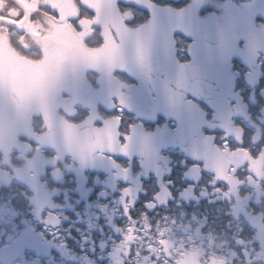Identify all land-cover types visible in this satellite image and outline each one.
<instances>
[{
    "label": "flooded vegetation",
    "instance_id": "af4514ba",
    "mask_svg": "<svg viewBox=\"0 0 264 264\" xmlns=\"http://www.w3.org/2000/svg\"><path fill=\"white\" fill-rule=\"evenodd\" d=\"M165 10L172 18L154 25L152 17ZM4 40L26 61V75L11 95L17 99L4 108H16V122L27 121L24 129L33 119H40L39 125L50 117L56 126L46 131L55 138L63 129L60 120L74 119L77 104L91 103L79 112L88 120L82 133L69 132L60 140L72 157L64 159L70 174L59 176L71 182L72 207L52 214L47 226L36 225L41 232L37 238L29 234L30 244L48 243L44 239L66 231L73 240L69 264H264V222L261 238H189L183 215L187 202L178 196L188 185L174 184L178 172L183 180L195 178L189 175L191 168L205 170L198 163L189 165L186 157L187 151L194 152L189 135L202 132L199 127L191 133L189 127L201 117L193 86L210 93L209 108L227 118L236 90L251 96L255 88L250 84L264 89V0H0V42ZM215 96L225 100L222 110ZM105 115L150 116L154 122L164 118L169 142L128 143L129 127L123 124L112 128L116 136L102 126L95 133L92 119ZM198 144L195 149L201 148ZM85 147L95 148L96 156L77 158V148L83 154ZM151 147L165 152L168 163L153 164L144 175L139 153ZM128 165H137L132 176L124 175ZM140 178L143 190L135 195L140 200V194H149L150 199L141 214L123 194L119 197L128 186L124 181L137 184ZM109 180L115 185L106 184ZM164 183L170 196L157 204L155 193ZM29 203L22 209L35 214ZM54 212L45 208L36 214ZM46 245L59 251L55 242ZM40 248L37 260L44 257Z\"/></svg>",
    "mask_w": 264,
    "mask_h": 264
},
{
    "label": "rangeland",
    "instance_id": "374dc122",
    "mask_svg": "<svg viewBox=\"0 0 264 264\" xmlns=\"http://www.w3.org/2000/svg\"><path fill=\"white\" fill-rule=\"evenodd\" d=\"M171 18L172 15L169 11H157L151 21H154V25H158L159 21ZM12 47L14 45L9 40L0 42V189L8 187L6 191L0 192V264H49L51 262L49 257L54 252L53 247L45 246L41 251V255L44 257L37 260V246L30 244L28 236L34 232L35 237H39L41 231L35 227L36 225L47 226V222L52 219V214L59 215V209L64 208L65 210L72 207L71 197L68 194L71 182L67 178L59 177L60 174H70V167L65 166L69 162L64 159L71 161L72 157L67 154L64 142L60 140L69 132L82 133L81 127L87 126L88 120H85V117L81 116L79 112L82 108L91 106V103L77 104V108H79L74 119L60 120L63 121L59 123L63 125V129L60 135L55 138L49 136L46 131L47 128L56 126V120L53 121L50 117H47L46 121L45 118L42 119L45 122H41L39 125L37 122L40 119H33L34 122L29 121V128L24 129L23 124H27V121L19 120V123L22 122L20 125L16 122L15 107L12 108V112L4 111L8 101L14 103L12 100L17 99L15 96H11L14 86L21 77L26 75L24 72L26 61ZM220 53L221 56L224 55L221 50ZM228 74L230 75V72ZM250 85L255 88V91H251V96L250 94L243 95L238 90L234 92L235 95L232 94L235 101L228 107L229 118L221 116L219 110L213 109L212 111L208 106L211 105V94L202 88L193 86L196 90L192 91L195 97L193 102L201 117L192 121L189 127L193 128L191 133L200 131L199 127L202 129L199 136L201 142L198 144L202 153L200 156H196L193 154L195 152L189 150L187 154L192 153L191 157L200 161L203 169L219 174V176L216 177V181L208 186H200L197 189L195 188L196 183L189 182L188 188L178 193V196L186 200L188 206L187 213L184 212L183 215L187 218L188 226L186 229L189 238L246 239L243 237L244 230H239L237 227L241 218L253 225L256 223L255 218L258 215L251 216V212L247 211L246 207L251 201L259 202L261 195L264 194L258 181L264 178V116L260 115V104L261 101L264 102V89L259 83ZM257 88L261 92L256 93ZM229 89L232 90L230 87ZM218 100L219 98L215 96V104L220 105V110H222V106L227 104L225 100L224 102ZM98 107L101 106L98 105ZM23 117L21 116L20 119ZM96 117L99 118V121L97 119L91 121L95 133L102 128L112 131V128L123 124L129 127L125 134L128 137V143H136L139 140V142H152L162 145L169 142L165 125L166 119L164 118L154 122L155 120L153 121L150 116L136 120L128 116V118L123 119L106 115L103 118ZM134 120L135 122H133ZM101 122L103 125H100ZM36 125L38 127L32 129ZM113 134L116 136L115 132ZM100 147L103 146L99 145L96 148ZM100 153L102 154V152ZM96 154L95 148L87 149L85 147L83 154L77 148L76 157L92 158ZM166 157L165 152L160 148L151 147L147 151H140V170L141 172L144 170L142 174L147 175V171L153 168V164L168 163ZM206 161L209 165L206 164ZM39 165H43L42 168H38ZM242 165L248 173L244 178L238 179L234 175L238 173L237 169ZM134 168H137V165H128L124 168V175L132 176ZM190 170L189 175L195 176L194 179H196L201 168H191ZM27 175L29 180L26 178ZM46 178H49L52 185L55 184L56 186L50 185ZM128 180L132 181L133 179L128 178ZM130 181H124L128 183V186L121 190L119 197L123 194L122 197H125V201L133 206L138 201V195L135 194H139L143 188L140 187L141 178L137 184ZM96 183L99 185V182ZM106 184L115 185L111 180L107 181ZM165 185L167 184L164 183L160 188L158 187L155 193L157 204L166 203L170 196L163 188ZM77 190L78 187L75 191L77 192ZM100 194L108 196L103 189H101ZM27 200L30 202V207L34 208L35 214H26L22 209L26 207ZM202 200L207 201L208 204H218L221 201L228 204L229 212L226 214L230 216L220 219L219 215L223 213L221 212L222 208L216 216L202 215L199 208ZM217 206L220 208L219 204ZM45 208L57 209V212L45 214L44 217L42 214L38 218L37 215L39 214L36 212H43ZM240 214L242 216L237 219ZM66 218L63 213L62 219ZM212 218L213 220H211ZM32 228L34 231H31ZM43 236L47 237V235ZM54 236L51 235L50 239ZM50 239L44 240L50 241ZM48 249H51L50 255H47ZM59 252L64 253L58 254L62 258V263L58 264H69L68 251L60 247Z\"/></svg>",
    "mask_w": 264,
    "mask_h": 264
},
{
    "label": "trees",
    "instance_id": "16d2710c",
    "mask_svg": "<svg viewBox=\"0 0 264 264\" xmlns=\"http://www.w3.org/2000/svg\"><path fill=\"white\" fill-rule=\"evenodd\" d=\"M195 134H190V139H189L188 143L192 144V150L195 152L194 155L200 156L201 153H202V150L201 149H195V147L193 146L194 144H197V143L201 142L200 137H199L200 135H198V134L195 135ZM218 134H220V133H218ZM204 144L209 145L206 142ZM178 153H180V152H178ZM191 155H193V154L189 153L186 156L187 159H188V164L189 165H191L193 163H195V164L196 163H198V164L201 163L200 161H197L196 159H193L191 157ZM174 157L179 158L180 156L176 155ZM206 164H208L207 161H206ZM243 167L244 166L242 165V167L237 169L238 173H236L234 175V177L237 176L238 179L239 178L241 179V178H244L246 176V173H248V171L245 169V167L244 168ZM177 175H178L177 179L174 182L176 187H181L184 184L188 185L189 182H193V183H196V186H195L196 189L199 188L200 186L201 187L208 186L209 184H211L214 181H216V177L219 176V174H216L214 172L208 171L206 169L201 171L200 176L198 178H196V179L189 177L188 179H183L182 180L181 179V174L179 172L177 173ZM47 179H48V182H50V179L49 178H47ZM232 179H233V177H232ZM258 181H259L260 187L264 190V178L263 179H259ZM50 185H52L51 182H50ZM52 186H56V185L53 184ZM7 189H8V187L0 189V192L6 191ZM140 195H141L140 200H138L140 202L138 204H135V208L138 211V213L141 214L143 212L144 202L148 201L150 199H149V194H140ZM143 198H144V201H143ZM218 204L220 205V208L217 206ZM218 204H208L207 201L202 200V204H200L199 208L201 209V211L204 212V215H213V216L218 215V211H220L221 208H222L221 212H223L224 214L223 213L220 214L219 218L221 219V218H226V216H230L229 214H226L227 212H229L228 204H225L222 201L218 202ZM246 209H247V211L251 212L250 213L251 216L258 215L255 218L256 219V223H255V225H253L250 222L248 223L246 221H243L242 218H241V222H240V224L237 227L239 228V230H244L243 237H245L246 239H250V238L253 239V238H258V237L261 238L262 236H261V231L259 230V226L261 225L262 222H264V197H261L259 202L251 201L250 204L247 205ZM222 215H224V216L222 217ZM241 216L242 215L240 214L237 219H240ZM211 220H213V218ZM209 221H210V219H209ZM48 239H50V238H48ZM51 242H55V244H57L59 246V248L63 247V249H65L68 252H69V250L71 248H73V240L70 239V237H69V235L67 234L66 231L61 232L60 235L54 236L52 239H50V243ZM46 244H49V241H48V243L44 242L42 244L41 243H35V246H37V248H36L37 250H38V247H41L40 251H42L43 248L45 246H47ZM54 254H55L56 257L52 258L50 256L49 258L51 259V262H49V264L62 263V260H61L62 258L58 256V254H61V253L59 251H54Z\"/></svg>",
    "mask_w": 264,
    "mask_h": 264
}]
</instances>
